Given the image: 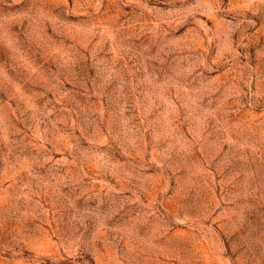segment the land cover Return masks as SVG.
Masks as SVG:
<instances>
[{"label":"rangeland","instance_id":"rangeland-1","mask_svg":"<svg viewBox=\"0 0 264 264\" xmlns=\"http://www.w3.org/2000/svg\"><path fill=\"white\" fill-rule=\"evenodd\" d=\"M0 264H264V0H0Z\"/></svg>","mask_w":264,"mask_h":264}]
</instances>
